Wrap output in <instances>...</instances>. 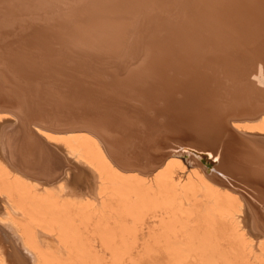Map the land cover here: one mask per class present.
Masks as SVG:
<instances>
[{
    "label": "bare ground",
    "instance_id": "1",
    "mask_svg": "<svg viewBox=\"0 0 264 264\" xmlns=\"http://www.w3.org/2000/svg\"><path fill=\"white\" fill-rule=\"evenodd\" d=\"M18 1L0 0V264H264V0H94L63 39ZM145 9L147 56L117 54L95 98L86 50ZM64 86L78 105L40 102Z\"/></svg>",
    "mask_w": 264,
    "mask_h": 264
},
{
    "label": "rangeland",
    "instance_id": "2",
    "mask_svg": "<svg viewBox=\"0 0 264 264\" xmlns=\"http://www.w3.org/2000/svg\"><path fill=\"white\" fill-rule=\"evenodd\" d=\"M11 1L17 2L18 0H11ZM20 1H21V3L22 2L25 3L24 8H25V11H27V12H21V13L17 14V16L20 19H18V17H16L17 19L15 18V20L17 22H19V24H21V25H29L30 27H34L36 29L39 28L40 30H42V31H40L42 33V35H44V36L47 35L48 37H50V39H51L50 35L53 32L54 33L52 34V36L54 38L63 39L64 35L67 36V34H69L68 31L64 32V30L66 28L70 29V27H72V26L81 27L82 29H86V28H84V26L87 25L86 21H83L82 25H80L81 20H82V16H83L82 15L83 11L82 12H80V11L82 9L87 10V11H91V9L94 6L93 2H92L94 0H80V1L79 0H75V1L74 0H19L18 2H20ZM139 1H140L139 4H145L147 0H139ZM94 2H96V1H94ZM29 4H30V6H29ZM24 8H22V10ZM140 8H142V7H140ZM25 16H26V18H24ZM21 17H23V18H21ZM130 17H131V19L127 20L126 23L122 22V24H120V25H122V29L120 28L119 31L121 32L122 36L120 38H118L119 36H116L115 42H113L110 46H104L105 49L97 47L99 49L100 53H96L92 49L86 50L88 52L87 53L88 54V61L83 68V71H84L83 73L85 75V77L83 76V79L85 82L84 86H85V89L87 91H89V92L91 91V92L95 93L94 97L97 99H98V97H101L98 94V91H102L103 89H109V91L113 90V89H110V87L108 88L109 85H107V87L104 86V83L102 81H100L99 79H96V78L101 74L116 73V55L117 54H124L126 51H131V53L129 55L136 54V55H138L139 59L140 58L143 59V57H146L148 54V46H149V40H150L148 11H146V9L142 10V11H134L130 15ZM59 19H60V21H59ZM58 21H59V23H58ZM65 21H66V23H65ZM40 23L41 24L43 23V25L41 26ZM48 24H49V26H48ZM66 24H67V26H66ZM46 25L48 26L47 30H46V27H47ZM28 33L30 34V32H28ZM37 34H39L41 36L40 33H37ZM57 34H58V36H57ZM21 35H23V34L21 33ZM24 35H25V33H24ZM129 35H130V37H129ZM160 35H162V34L158 35V39H159ZM131 37H132V39H131ZM123 44L126 45V47H124ZM111 46H113V47H111ZM115 81L112 80V82H114L116 84ZM104 82H105V84L106 83L110 84L111 80L104 78ZM111 88H113V87H111ZM66 89H67V92L65 93ZM68 89H69L68 86L62 87L60 91L57 89H49L48 93L42 97V100H40V102L43 105L46 103L53 105L51 103V100L54 103V100L52 98H55V97L58 98L57 95H60L59 97L61 98V100H64L63 98L65 97L66 100H69V99L71 100V104H77L76 101H78L79 98L77 96H75L74 94L70 95L68 93ZM71 89L74 91L75 88L71 87ZM111 97H112V95L110 94V95H105L101 98L105 102L110 103L109 100H111L110 99ZM90 102L91 101L89 99H88V101L83 100V103H84L85 107H87V108L93 107V106H91ZM110 135H111V137L114 136V138H116V128L113 129V132L111 131Z\"/></svg>",
    "mask_w": 264,
    "mask_h": 264
}]
</instances>
